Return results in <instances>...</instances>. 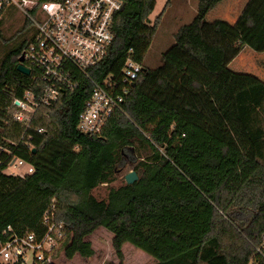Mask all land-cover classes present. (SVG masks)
Wrapping results in <instances>:
<instances>
[{"label":"trees","instance_id":"trees-1","mask_svg":"<svg viewBox=\"0 0 264 264\" xmlns=\"http://www.w3.org/2000/svg\"><path fill=\"white\" fill-rule=\"evenodd\" d=\"M121 1L112 44L90 73L98 81L118 74L129 55L144 70L97 133L76 127L86 81L38 108L29 128L13 121L12 101L31 88L30 76L16 69L29 22L1 59L0 237L42 234V215L54 202L66 227L59 247L69 259L90 257L87 238L103 227L118 264L125 243L152 264H263L264 81L229 64L244 47L264 51V0H247L234 23L207 20L223 0H197L195 17L177 29L154 68L144 58L157 30V18L149 20L156 0ZM14 158L33 171L4 173ZM133 163L137 180L111 187L106 199L92 194Z\"/></svg>","mask_w":264,"mask_h":264},{"label":"built area","instance_id":"built-area-1","mask_svg":"<svg viewBox=\"0 0 264 264\" xmlns=\"http://www.w3.org/2000/svg\"><path fill=\"white\" fill-rule=\"evenodd\" d=\"M122 5L121 0H0V18L7 9L16 7L31 29L21 62L29 69L31 88L21 100L12 101L14 122L29 128L38 108L53 106L65 91L79 89L84 81L90 88L78 114L79 132L97 133L108 117L121 111L129 87L143 70L142 64L129 55L118 74L109 73L98 81L90 72L108 53L114 37L113 19ZM13 160L18 166H26L25 174L33 171V166L23 160ZM41 222L45 228L42 234L26 231L0 237V264L53 261L66 228L56 220L54 202ZM257 251L264 259V231Z\"/></svg>","mask_w":264,"mask_h":264},{"label":"rangeland","instance_id":"rangeland-1","mask_svg":"<svg viewBox=\"0 0 264 264\" xmlns=\"http://www.w3.org/2000/svg\"><path fill=\"white\" fill-rule=\"evenodd\" d=\"M246 1L223 0L207 14V20L223 19L234 23ZM196 11L197 0H156L155 7L149 15V20L152 23L157 18V30L145 54V66L154 68L161 63L162 52L174 43V33L180 26L191 22L196 15ZM23 22V17L16 7L7 9L1 16L0 61L8 50L26 36ZM28 36H30V32ZM229 67L237 72L251 73L264 81V51L256 52L244 47L239 55L232 60ZM134 166L135 163L119 166L115 180L109 184L103 183L97 186L92 190V194L99 200L106 199L108 190L124 183L125 174L132 171ZM3 172L16 175L21 173L20 176H23L26 173V166L10 163ZM87 239L93 249V254L90 257L84 258L75 255L70 259L66 258L63 247H59V243L53 262L55 264H118L112 247V234L107 229L99 227ZM122 250L124 255L123 264H152L155 262L151 256L129 243H125Z\"/></svg>","mask_w":264,"mask_h":264},{"label":"water","instance_id":"water-1","mask_svg":"<svg viewBox=\"0 0 264 264\" xmlns=\"http://www.w3.org/2000/svg\"><path fill=\"white\" fill-rule=\"evenodd\" d=\"M124 9V4L121 7V11ZM24 60V56L23 54H21V56L18 59V65L16 66L17 71H19L20 73L24 74V75H28L29 74V69L27 67H25L24 65L21 64V62H23ZM144 70V68H143ZM134 83H132L133 85ZM17 104V102H16ZM32 151H35V148H32ZM14 160L11 162V164H13ZM137 174L134 170L129 171L128 173L125 174L124 179H125V183L126 184H131L133 183L135 180H137Z\"/></svg>","mask_w":264,"mask_h":264},{"label":"crops","instance_id":"crops-1","mask_svg":"<svg viewBox=\"0 0 264 264\" xmlns=\"http://www.w3.org/2000/svg\"><path fill=\"white\" fill-rule=\"evenodd\" d=\"M238 55H239V54H238ZM238 55H237V56H238ZM3 171H4V170H3ZM18 175H19V174H18ZM20 175H21V173H20Z\"/></svg>","mask_w":264,"mask_h":264}]
</instances>
